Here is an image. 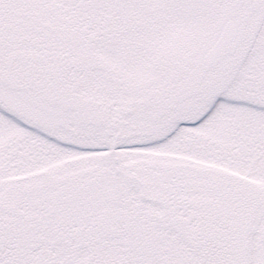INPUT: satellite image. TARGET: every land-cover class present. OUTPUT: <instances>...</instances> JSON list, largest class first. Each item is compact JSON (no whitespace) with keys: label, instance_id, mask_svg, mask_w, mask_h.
Masks as SVG:
<instances>
[{"label":"snow or ice","instance_id":"1","mask_svg":"<svg viewBox=\"0 0 264 264\" xmlns=\"http://www.w3.org/2000/svg\"><path fill=\"white\" fill-rule=\"evenodd\" d=\"M0 264H264V0H0Z\"/></svg>","mask_w":264,"mask_h":264}]
</instances>
